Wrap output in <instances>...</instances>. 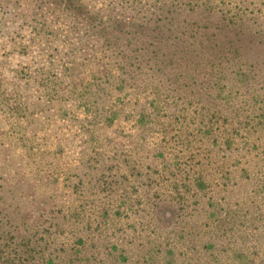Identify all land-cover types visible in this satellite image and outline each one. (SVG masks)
<instances>
[{"label": "rangeland", "instance_id": "rangeland-1", "mask_svg": "<svg viewBox=\"0 0 264 264\" xmlns=\"http://www.w3.org/2000/svg\"><path fill=\"white\" fill-rule=\"evenodd\" d=\"M216 1L249 24L158 91L77 0H0V264H264V0Z\"/></svg>", "mask_w": 264, "mask_h": 264}, {"label": "trees", "instance_id": "trees-1", "mask_svg": "<svg viewBox=\"0 0 264 264\" xmlns=\"http://www.w3.org/2000/svg\"><path fill=\"white\" fill-rule=\"evenodd\" d=\"M152 1L155 4L147 3L146 13L140 16L139 11H134L127 20H119V16H100L81 5L79 0L76 2L77 9L85 11L89 29L101 38L104 56L114 66L116 64L114 70L120 90L127 86V79L148 76L157 79L149 85L161 91L165 82L171 79L168 77L179 78L198 71L200 63L197 61L203 56L207 59V66L213 70L208 55L213 56L218 44L222 53L226 52L225 43L219 41L220 36L227 38L236 26L249 24L241 1L232 9L222 7L216 0ZM127 2L117 0L116 6L123 10ZM109 11L114 12V9ZM254 33L261 35L259 31ZM109 68L112 67L106 69L108 81L112 74Z\"/></svg>", "mask_w": 264, "mask_h": 264}]
</instances>
